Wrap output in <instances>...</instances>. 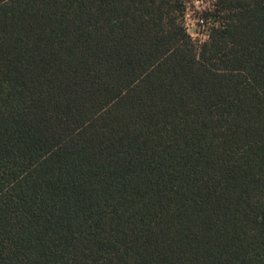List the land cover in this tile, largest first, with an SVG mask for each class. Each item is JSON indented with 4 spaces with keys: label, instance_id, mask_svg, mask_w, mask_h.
I'll return each mask as SVG.
<instances>
[{
    "label": "trees",
    "instance_id": "16d2710c",
    "mask_svg": "<svg viewBox=\"0 0 264 264\" xmlns=\"http://www.w3.org/2000/svg\"><path fill=\"white\" fill-rule=\"evenodd\" d=\"M0 0V264H264V0Z\"/></svg>",
    "mask_w": 264,
    "mask_h": 264
},
{
    "label": "rangeland",
    "instance_id": "374dc122",
    "mask_svg": "<svg viewBox=\"0 0 264 264\" xmlns=\"http://www.w3.org/2000/svg\"><path fill=\"white\" fill-rule=\"evenodd\" d=\"M185 13L182 22L195 43L206 39L212 21L206 19L214 8V0H183ZM203 21V23L201 22ZM198 44V43H197Z\"/></svg>",
    "mask_w": 264,
    "mask_h": 264
},
{
    "label": "built area",
    "instance_id": "2783aa9c",
    "mask_svg": "<svg viewBox=\"0 0 264 264\" xmlns=\"http://www.w3.org/2000/svg\"><path fill=\"white\" fill-rule=\"evenodd\" d=\"M202 23H203V21H201ZM187 32H188V30H187ZM190 36V35H189ZM190 38H191V40L195 43V41L193 40V38L190 36ZM206 39H208V33H207V36H206ZM205 39V40H206ZM205 40H203V41H199V42H197L198 44H200L201 42H204Z\"/></svg>",
    "mask_w": 264,
    "mask_h": 264
}]
</instances>
